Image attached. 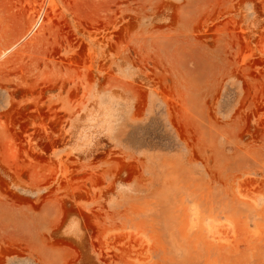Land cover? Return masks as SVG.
Here are the masks:
<instances>
[{"label":"rangeland","instance_id":"rangeland-1","mask_svg":"<svg viewBox=\"0 0 264 264\" xmlns=\"http://www.w3.org/2000/svg\"><path fill=\"white\" fill-rule=\"evenodd\" d=\"M0 264H264V0H0Z\"/></svg>","mask_w":264,"mask_h":264},{"label":"bare ground","instance_id":"bare-ground-1","mask_svg":"<svg viewBox=\"0 0 264 264\" xmlns=\"http://www.w3.org/2000/svg\"><path fill=\"white\" fill-rule=\"evenodd\" d=\"M40 19H41V18H39L38 21L35 23V26H34L33 30L38 26V24H39V22H40ZM33 30H32V31H33Z\"/></svg>","mask_w":264,"mask_h":264}]
</instances>
